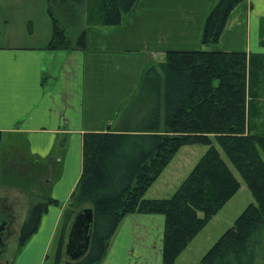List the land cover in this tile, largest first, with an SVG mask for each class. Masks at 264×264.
<instances>
[{"label": "trees", "instance_id": "16d2710c", "mask_svg": "<svg viewBox=\"0 0 264 264\" xmlns=\"http://www.w3.org/2000/svg\"><path fill=\"white\" fill-rule=\"evenodd\" d=\"M135 1L47 0L52 31L46 48L84 49L86 26L120 25ZM243 1L216 0L205 20L204 46L218 41L230 12ZM72 31H78L77 36ZM259 44L264 47V18ZM258 98L264 100V52L166 50L161 62L145 70L117 129L83 133L82 170L68 198L65 219L84 207L92 209L89 248L82 258L67 259L62 230L53 264H99L124 216L156 212L164 216L162 264H174L196 233L238 190L240 182L230 165L246 181L256 203L246 206L196 264H264V131L253 120L264 113L250 110ZM260 125L263 129L264 122ZM186 144L208 148L170 197H145L150 184ZM28 159L32 161L28 174L35 180L41 159ZM23 175L9 183L28 190L35 181H25ZM43 186L35 195L41 201L32 205L23 220L19 248L36 232L48 204L57 203L47 196L48 184Z\"/></svg>", "mask_w": 264, "mask_h": 264}, {"label": "crops", "instance_id": "0c3cea01", "mask_svg": "<svg viewBox=\"0 0 264 264\" xmlns=\"http://www.w3.org/2000/svg\"><path fill=\"white\" fill-rule=\"evenodd\" d=\"M216 0H136L113 27L86 26L84 49H47L52 25L30 43L0 42V131L3 140L24 138L28 158L51 160L47 179L50 203L36 232L19 251L17 264H41L59 228L65 229L67 201L82 170V136L86 131L115 130L121 113L139 91L145 70L166 50L213 49L264 52L259 25L264 0H244L229 14L215 44L204 46L206 17ZM39 3V2H38ZM45 0L38 17H46ZM49 16V15H48ZM7 36L0 35V41ZM8 41V40H7ZM65 144L67 147H64ZM64 145V146H63ZM80 172V173H79ZM50 181V182H49ZM2 198V197H0ZM19 222L26 213L16 212ZM145 216L130 213L112 236L108 264L125 258L135 238V223ZM104 259V258H103ZM28 260V259H27ZM101 262L99 264H107Z\"/></svg>", "mask_w": 264, "mask_h": 264}, {"label": "rangeland", "instance_id": "374dc122", "mask_svg": "<svg viewBox=\"0 0 264 264\" xmlns=\"http://www.w3.org/2000/svg\"><path fill=\"white\" fill-rule=\"evenodd\" d=\"M41 0H0V35L7 36L2 38L1 44H6L10 41H20L23 44L30 43L34 36H37L38 40L41 38V33L45 32L46 25H52L50 17L42 18L38 17L37 12L39 9V3ZM47 6V0H45ZM66 20V19H65ZM67 21V20H66ZM65 22V21H63ZM84 22H81L82 25ZM77 28L81 30V26ZM33 30V32H32ZM77 32L72 31L73 37L77 36ZM34 36H29V35ZM161 59H164L165 53L159 54ZM251 111H263L264 113V100L258 98L252 103ZM262 116L253 117V120L257 123L259 130L264 131L261 128L263 121ZM250 120V119H249ZM260 125V126H259ZM25 139L21 137L14 138L13 136L5 138L0 142V197H7L8 202H13L16 212L20 215L26 213L27 218L29 215L27 212L36 202L41 201L37 196L42 187H44V180H53L54 177L50 174L51 168L48 163L49 159L38 161L37 165L40 167L38 177L34 180L32 174H28V170L32 169V161L28 159L25 150ZM64 146V145H63ZM64 147H67L65 144ZM221 156L228 162L227 157L220 146H216ZM208 146L202 144H186L182 145L170 161L164 166L157 178L150 184L145 192L147 198H167L170 197L173 192L178 188L181 182L190 173L200 157L206 152ZM41 163V164H40ZM230 165V163L228 162ZM236 177L240 182L238 190L229 198L223 207L213 215L205 225L196 233V235L190 240L188 245L177 255L174 260V264H196L201 257L207 252V250L218 240V238L224 233L226 229L235 224L238 216L243 212L249 203H256L255 197L247 185L246 181L239 175L232 165ZM45 168V169H44ZM80 173V172H79ZM25 176V181H35L29 184L28 190L12 186L9 182H14L13 177L22 175ZM50 182V181H49ZM48 186L49 183H48ZM31 191V192H30ZM44 200V197L41 198ZM141 219H137L135 223L130 227L135 228V238L129 242L125 258L115 264H162V251H163V232H164V216L161 213H148L144 214ZM199 215H202L201 213ZM26 217V216H25ZM32 218V216H30ZM66 218V216H65ZM70 219L66 220L65 231L70 222ZM25 221V218L23 219ZM22 220V222H23ZM124 217L119 226L121 227L128 221ZM31 222L28 224L30 225ZM116 233V232H115ZM59 228L53 236V239L46 250V257H43L41 264H53L56 247L58 245ZM114 234L112 239H115ZM17 239H13L10 242L9 248L6 251L2 264H17V257L19 251L22 248L18 247ZM111 249V245L108 247ZM28 259V260H27ZM25 261L19 264H32L33 259L27 258ZM106 257L101 262L106 261ZM36 264H38V258H35ZM100 262V263H101ZM108 264V263H107Z\"/></svg>", "mask_w": 264, "mask_h": 264}, {"label": "water", "instance_id": "95a60500", "mask_svg": "<svg viewBox=\"0 0 264 264\" xmlns=\"http://www.w3.org/2000/svg\"><path fill=\"white\" fill-rule=\"evenodd\" d=\"M93 225V211L84 207L71 218L64 239V254L69 260L82 258L89 248Z\"/></svg>", "mask_w": 264, "mask_h": 264}, {"label": "flooded vegetation", "instance_id": "af4514ba", "mask_svg": "<svg viewBox=\"0 0 264 264\" xmlns=\"http://www.w3.org/2000/svg\"><path fill=\"white\" fill-rule=\"evenodd\" d=\"M22 223L17 219L14 203L8 202L7 197L0 198V264H2L10 242L13 239L18 241ZM5 262L6 260L4 264H7Z\"/></svg>", "mask_w": 264, "mask_h": 264}]
</instances>
